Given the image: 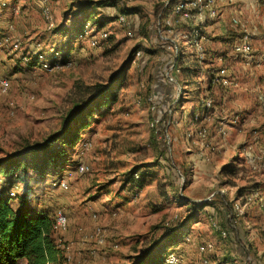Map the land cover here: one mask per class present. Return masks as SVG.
Returning a JSON list of instances; mask_svg holds the SVG:
<instances>
[{
  "label": "rangeland",
  "instance_id": "1",
  "mask_svg": "<svg viewBox=\"0 0 264 264\" xmlns=\"http://www.w3.org/2000/svg\"><path fill=\"white\" fill-rule=\"evenodd\" d=\"M118 1V5L124 4ZM79 3L0 0V78L8 81V89L0 91V159L57 135H73L76 113L84 116L90 112L73 143H63L62 139L50 142L52 148H62L61 156L43 172L29 170V193L23 191L21 182L11 187L17 194L15 203L21 200L28 207L46 209L53 218L57 211L64 213L66 228L54 234L64 252L62 264H133V257L141 254L150 237L159 234L155 226L183 224L189 213L195 217L184 228L181 239L164 244L155 259L158 264L161 256L172 250L182 258L181 264H199L204 256L199 245L204 242L212 244L205 254L210 264H222L226 257L240 259L226 264H264V216L245 218L233 210L253 198L255 172L243 158V148L249 149L254 130L264 134V125L247 123L245 134L230 135L231 147L227 153L220 152L235 172L222 174L218 163L222 157L210 158L209 152L205 159L200 149L193 152L192 143L193 135L202 149L212 143L213 156L220 150L223 135L217 131L218 121L223 120L227 131L228 127L236 130L238 119L234 125L227 123L220 85L213 90L208 88L207 79L198 80L193 85L196 90H185L177 98L176 84L169 79L170 73L166 74V57L173 53L163 48L165 44L156 33L142 38L132 32L130 21L120 24L114 19L120 15L118 11L94 7L90 9L95 17L113 20H107L99 30L108 36L98 38L92 46L89 37L81 38L76 32L83 16ZM154 3L152 0L147 8L142 0L124 5L143 6L140 15L152 22L156 19ZM44 8L48 9L47 16ZM90 24L88 21L83 28ZM258 28H264V21ZM132 49L135 53L129 61ZM262 52L264 44L253 43L248 59ZM34 57L37 62L31 65ZM244 58L237 55L224 62L231 83L237 68L247 63L248 67L256 66L250 65L253 59ZM104 93L115 94L114 100L94 106ZM204 95L213 100L211 119L193 125L192 110L198 108ZM252 101H257L258 113L264 116L257 93ZM234 109L227 111L233 113L228 120L237 115ZM199 127L207 128L208 134L198 135ZM190 131L193 135H188ZM262 144L257 151L264 148ZM156 161L160 166H152ZM79 164L87 171L80 173ZM146 168L158 174L164 196L154 181L134 190L121 188L123 181L139 178L141 169ZM62 181L65 188L58 186ZM175 193L200 204L193 211L182 201L175 202ZM220 201H227L231 208L223 207ZM96 227L105 235L101 244L93 235Z\"/></svg>",
  "mask_w": 264,
  "mask_h": 264
},
{
  "label": "trees",
  "instance_id": "2",
  "mask_svg": "<svg viewBox=\"0 0 264 264\" xmlns=\"http://www.w3.org/2000/svg\"><path fill=\"white\" fill-rule=\"evenodd\" d=\"M117 1L118 0H80L79 5L81 7L79 11L82 12L83 16L81 14L82 19L80 21L79 28L76 31L78 32V35L81 34L84 24L88 21H91V24L95 27V29L99 30L103 29L107 20H113V17H110L111 19H106L107 17L105 16L98 18L95 17L94 11H91L93 9L90 8L113 6ZM161 9L162 4L155 2L152 11L153 16H157L161 12ZM118 12L120 15L125 17L126 22V16L135 11L134 9L122 6L118 9ZM90 18H93V20ZM114 19L117 20L118 17H114ZM150 22L149 19H147V21L140 24L138 34L142 38L146 37L149 25L152 23ZM59 52L61 53V50ZM134 53L135 49H132L129 55V61H131ZM166 59L170 58L167 56ZM51 60V62H53L54 59ZM36 62L37 58L34 57L33 61L31 60L29 63L34 65ZM220 64H224L225 66V63ZM207 86L209 88L210 83H208ZM114 98L115 94L112 95L104 93V95H102L101 102L96 103L94 106L100 107L106 101L110 102L114 100ZM76 115L77 117L74 118L75 132L73 131V135H57L50 140H45L41 143L33 145H27L21 150L12 152L6 158L0 159V264H62L64 252L56 243V237L54 235V218L50 216L46 209L28 207L21 200L18 203H15L14 200H16L17 194L16 192L11 191V187L14 184L21 182L23 183V191H25V193H29V181L26 180V177L30 172L29 170H37V173H39V171L43 172L46 167L52 164L53 160L61 156L62 148H59V146L52 148L50 142L62 139L63 143H73L80 128L85 126V118L90 115V112H86L84 116L81 112L80 114L76 113ZM156 165L160 166L159 161H156L152 166ZM146 166L148 167L149 165ZM141 170L143 171H141L139 178L131 177V179L123 181L124 183H122L123 185H121V188L134 190L136 188H142L143 186H146L147 183L154 181L155 184L158 185V189L161 190L160 195L164 196L166 191L164 188L161 189L156 171H152L151 168ZM230 171L233 173L235 172L234 167L230 164H225L220 168V172L224 175L230 173ZM148 177L151 179L146 181L145 178L147 179ZM125 183L129 184L128 188ZM96 190L98 191L100 189L96 188ZM107 194H110V192ZM174 201H182L183 204L188 205L189 209L192 210L193 208V211H195V207L200 204L191 198L182 197L176 193L174 195ZM220 202L222 206L228 208V210L231 208V205L227 201ZM207 203L203 205L206 206ZM189 214L186 215V224L180 223V225L178 224L176 226L166 225L162 227L155 226L154 229L158 231L159 234L157 236L153 235L150 237L149 242H147V245L142 250L141 254L135 258L133 257V259H135L133 264H154V262L155 264H158L155 259L156 256L162 252V249L165 247L164 244L167 242L173 243L181 239L184 228L188 222L195 217L189 216ZM232 218L233 217L231 216V220ZM165 257L166 255L164 253L160 259L161 264H165ZM237 260L240 261L237 257H226L223 260V264L227 261L232 262Z\"/></svg>",
  "mask_w": 264,
  "mask_h": 264
},
{
  "label": "crops",
  "instance_id": "3",
  "mask_svg": "<svg viewBox=\"0 0 264 264\" xmlns=\"http://www.w3.org/2000/svg\"><path fill=\"white\" fill-rule=\"evenodd\" d=\"M119 3L120 1H117L113 6L103 7L107 10L111 8V11H118L117 9L122 6L134 9L135 12L126 16V20L131 23H129L128 26L130 25L132 32L137 33L140 24L145 22L143 15H140L143 10V6L124 5L129 4L130 2L118 5ZM142 3L146 4L147 8V6L152 3V0H142ZM222 6L220 15L216 19L207 20L203 23L204 33L207 38L204 48V61L216 66L224 62L228 63L231 57H235L229 54L230 45L244 33L248 34L251 44H264V28H258V25L264 21V0H235L231 4H224ZM149 12L150 11H147V15L150 17ZM248 14L250 16L249 19L246 16ZM247 26L250 27V31L247 29ZM148 34H152V32L148 30ZM183 49H185L184 54L177 60V64L180 68V72L177 74L179 77L177 80L185 86L186 91L192 92L193 90H196L193 85L195 81L198 82L199 74L193 58L191 57L192 55L190 54V49H186L185 47ZM252 59L253 63H250V65L255 64L256 66L248 67L247 63L242 65L240 69L237 68L236 73L233 76L232 83L221 84L218 82V84H210L209 86L210 89L216 90L218 85H220L219 89L222 91L220 93L222 98V107L224 108L227 121L229 122L230 119L234 117L238 119V124L234 127L236 128L235 132H232V129L228 127L229 130L227 131V134L221 135V139L219 140L220 150L217 149V154L213 156L211 152L210 155H208L210 151L208 147L202 149L201 144L198 143L199 141H195L196 135H193L192 137V143H194L193 152H197V150L200 149V151H202L200 152L202 155L206 154L209 157L211 156L210 158L218 159L219 157H222L221 160H218V163L221 166L225 165L227 161L224 158L226 155L220 151L225 150V153H227L228 147H231L230 143L232 138L230 139V135H236L235 133L242 134L243 132L245 134L244 126L247 123L264 125V116L258 113L257 101H252L253 96L258 93V89H261L262 92L264 91V66L262 64L264 62V52L257 54L256 56H252L251 59L248 60L251 61ZM163 63H165V61ZM233 63L236 62L233 61ZM230 96L233 97L234 100L231 101ZM230 108H235L234 110L237 115H233L228 120V117L233 114L231 112L226 114ZM257 130L253 131L254 134H250L252 144L247 147L253 151H257L259 147H262V143L264 142V139H262V135L264 134ZM238 152L240 154V150H238ZM200 162L202 161L200 160ZM254 172L255 175L252 177L254 190L252 193L257 192L258 194H262V196H255L252 199L248 198V203L245 202L241 206V212L237 211L235 214H244L243 217L245 218L251 215V218L255 217L256 219H259V216H264V170ZM244 207L245 210L243 211ZM107 228L115 234L112 225H108ZM109 238L111 239V237ZM111 240H114V238Z\"/></svg>",
  "mask_w": 264,
  "mask_h": 264
},
{
  "label": "built area",
  "instance_id": "4",
  "mask_svg": "<svg viewBox=\"0 0 264 264\" xmlns=\"http://www.w3.org/2000/svg\"><path fill=\"white\" fill-rule=\"evenodd\" d=\"M122 1L129 3L131 0ZM234 1L235 0H154V2L162 4V9L156 16V19L149 25V31L156 33L159 40L165 44L163 48L166 47L173 53V55H169L170 59H168L169 65L166 74L170 73L171 77L169 79L174 80L176 84L177 98H179L180 93L185 92V86L177 80V74L180 72L177 60L184 54V47L190 49L191 57L198 70L199 80L203 81L207 79L208 82L212 83L211 85L218 84V82L221 84L231 83L227 68L224 64L216 66L204 61V44L206 43L207 38L204 33L203 23L207 20L216 19L220 15L221 8L223 7L222 5L231 4ZM43 14L47 16V8H44ZM117 21L120 24H124L125 17L119 15ZM90 25L93 26L92 24ZM91 26L89 28L85 26L79 36L81 38L89 37L90 44L94 46L97 44L98 38L102 39L105 36L107 37L108 34L106 35L105 32L99 31L102 29L96 30L94 26V28ZM250 53L251 42L247 33L242 34L237 40L231 43L229 48V54L233 56L239 55L241 57L249 58ZM136 54H139V51H136ZM42 66L46 68L47 64L42 63ZM7 89L8 81L4 78H0V91L5 92ZM257 99L261 109L264 110V91L262 92L261 89H258ZM198 104V108L192 110L191 113L192 119L194 120L193 125H197V123L202 120L210 121L214 109L213 100L209 95L201 97ZM227 123L234 125L237 123V118L234 117ZM226 127L227 126H225L223 120H219L216 124L217 131L223 135H225V132L227 131ZM197 133L198 135L205 136L208 134V129L199 127ZM188 135H193V131H190ZM206 147L209 148V152H212L215 149L212 143H209ZM243 155V158L253 171L264 170V148L257 152L251 149H245ZM205 156L206 154L204 155V158L208 159ZM77 169L80 173L87 171V167L84 164H79ZM58 186L63 188L66 187L64 181L59 182ZM257 194V192H254L250 196L255 197L254 195ZM240 208L241 207L238 205H235L233 210L241 212ZM66 225V216L63 212L57 211L54 215L55 230H65ZM222 234L224 235L225 233L222 232ZM93 235L97 243L101 244L104 242L105 235L100 227L94 229ZM211 249L212 244L210 243L204 242L199 245V252L202 255L204 254L199 264H210L208 258L205 257V254ZM165 262L167 264H181L182 258L172 250L166 255ZM244 264L248 263L246 262Z\"/></svg>",
  "mask_w": 264,
  "mask_h": 264
},
{
  "label": "bare ground",
  "instance_id": "5",
  "mask_svg": "<svg viewBox=\"0 0 264 264\" xmlns=\"http://www.w3.org/2000/svg\"><path fill=\"white\" fill-rule=\"evenodd\" d=\"M109 34H111V33H109Z\"/></svg>",
  "mask_w": 264,
  "mask_h": 264
}]
</instances>
